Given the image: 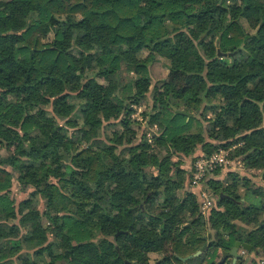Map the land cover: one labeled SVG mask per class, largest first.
<instances>
[{
	"label": "trees",
	"instance_id": "obj_1",
	"mask_svg": "<svg viewBox=\"0 0 264 264\" xmlns=\"http://www.w3.org/2000/svg\"><path fill=\"white\" fill-rule=\"evenodd\" d=\"M0 145V264H259L264 191L207 180L203 216L187 188L232 146L264 177V0H0Z\"/></svg>",
	"mask_w": 264,
	"mask_h": 264
},
{
	"label": "rangeland",
	"instance_id": "obj_2",
	"mask_svg": "<svg viewBox=\"0 0 264 264\" xmlns=\"http://www.w3.org/2000/svg\"><path fill=\"white\" fill-rule=\"evenodd\" d=\"M239 18H240L239 22L241 23V25H243V27L247 31H251V32L255 31L259 25V20H258L257 16L252 11H247V12L241 13ZM49 40H50V36H46L44 38V42L49 41ZM102 52L103 51L101 48H99V47L95 48V54L98 55V54H101ZM95 67H96L95 61L91 59V60H88L85 63H83V65H81L77 69H75L74 72H75V74H78V75L91 74L92 72H94ZM150 71H151V78L153 80V85H152V87H153V86L157 85L159 83V81H162L166 78L167 65H165L164 63H157V62L153 63L150 66ZM141 110H143V108H140L138 110V112L133 115V118H135L136 120H138L140 123L143 124L142 118L139 115ZM204 118H205V116H204ZM80 122H81V120H80L79 115L72 117L71 120L69 121V123H71V125H72L71 126L72 128L76 127L75 125H79ZM150 134L151 133H149L148 135H150ZM3 153H4V150H3L2 146L0 145V154H3ZM199 154H200V152L198 151L197 155H199ZM180 160H182V162H183V168L184 169H188V170L191 169V161H192L191 158H182ZM174 161H177V158H174ZM241 172L242 173L240 174V176L247 177L249 179V181L251 182L252 189L250 191H252L254 189L255 190L256 189H258V190L262 189L264 191V177L261 175V172L244 171L242 169H241ZM226 173H229V172L222 170L220 172L219 176H214L212 174H209V175H207L206 180L199 186L198 189L192 188L189 186L187 188V190L194 191V192H197L199 194V192L201 190L205 191L203 188H204V184L207 180H210V179L223 180V178L226 176ZM206 192L215 201L216 197H215V195H213L212 191L209 190V188L206 189ZM244 192H245V190H243V189L239 190L240 195H242ZM12 193L14 195L16 194L15 187L12 188ZM24 197H25V195L23 193L17 194V196H16L17 202L21 201ZM244 199L246 200V202H257L258 201V197H256L254 195V193H250V194L243 196L242 200H244ZM155 258H156V256H152V255H151V257H147L146 264L153 263L154 262L153 259H155Z\"/></svg>",
	"mask_w": 264,
	"mask_h": 264
},
{
	"label": "built area",
	"instance_id": "obj_3",
	"mask_svg": "<svg viewBox=\"0 0 264 264\" xmlns=\"http://www.w3.org/2000/svg\"><path fill=\"white\" fill-rule=\"evenodd\" d=\"M148 138H151V134L148 135ZM234 149L235 146L228 149L219 148L212 154L195 160L192 164L193 173L190 187L198 189L201 182L205 180L207 175L211 174L215 169L219 168L227 172H235L243 169L241 158L231 156V152ZM198 195L200 213L203 216H207L213 203L205 191L201 190ZM259 264H264V261L259 262Z\"/></svg>",
	"mask_w": 264,
	"mask_h": 264
},
{
	"label": "water",
	"instance_id": "obj_4",
	"mask_svg": "<svg viewBox=\"0 0 264 264\" xmlns=\"http://www.w3.org/2000/svg\"><path fill=\"white\" fill-rule=\"evenodd\" d=\"M243 248H245L244 246H242ZM241 248V245L240 243H236L235 246L231 249L230 252L226 253V252H223L222 253V256L220 258V260L216 263V264H224L225 263V260L227 258H231L233 263L236 262V260H238L240 258L239 254H238V250ZM200 255V252H197L195 253L194 255L192 256H188L186 258H183L181 259V261L184 263L186 262L187 260L193 258V257H197Z\"/></svg>",
	"mask_w": 264,
	"mask_h": 264
},
{
	"label": "crops",
	"instance_id": "obj_5",
	"mask_svg": "<svg viewBox=\"0 0 264 264\" xmlns=\"http://www.w3.org/2000/svg\"><path fill=\"white\" fill-rule=\"evenodd\" d=\"M167 243H168V242H167ZM169 247H170V243L167 244L166 250L164 251L163 254H170V253H169ZM238 254H239V256H240V255H243L244 258H245L246 260H247V259L249 260V258L245 255L244 251H240V252H238ZM153 256H156V258L153 259V261L155 262L156 260H158V259L160 258L161 255H160V254H159V255H158V254H155V255H153ZM149 257H151V256H149ZM248 260L246 261L245 264H248ZM154 262H153V263H154ZM153 263H151V264H153ZM232 264H234L233 261H232Z\"/></svg>",
	"mask_w": 264,
	"mask_h": 264
}]
</instances>
